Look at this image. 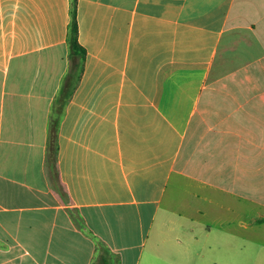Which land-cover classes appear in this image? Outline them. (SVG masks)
Instances as JSON below:
<instances>
[{
	"label": "crops",
	"instance_id": "obj_1",
	"mask_svg": "<svg viewBox=\"0 0 264 264\" xmlns=\"http://www.w3.org/2000/svg\"><path fill=\"white\" fill-rule=\"evenodd\" d=\"M69 7L70 0H0V264H215L212 249L236 234L204 239L197 250L195 237L163 236L173 222L159 210L174 180L189 197L212 203L208 195L236 193L237 202L258 207L264 0H78L86 58L58 131L64 199L46 152L49 114L69 68ZM233 38L232 53L251 69L252 113H202L210 85L228 70L223 52ZM211 171L225 175L213 183ZM224 178L243 191L229 190ZM220 209L238 212L237 204ZM213 221L231 230L235 218Z\"/></svg>",
	"mask_w": 264,
	"mask_h": 264
},
{
	"label": "rangeland",
	"instance_id": "obj_2",
	"mask_svg": "<svg viewBox=\"0 0 264 264\" xmlns=\"http://www.w3.org/2000/svg\"><path fill=\"white\" fill-rule=\"evenodd\" d=\"M241 40V39H240ZM237 45L236 39L229 40L228 50L229 52H223V63L228 68L226 72H219L218 77L210 85L206 101L204 102L202 113H252L251 104V86L247 84L246 80L251 77V69L243 62L237 60V53H232ZM245 80V83L243 81ZM244 100V104L242 101ZM199 136L203 134L204 122L203 115L200 117V124L198 127ZM213 168V167H212ZM225 175L220 171H211L208 180L213 183H218L219 176ZM223 185L228 186L229 190L233 192H241L243 188L238 185L230 183L228 178L222 179ZM178 181H173V185L169 187L168 193L162 203V209L159 213L167 216L165 220L169 222L171 218L173 222V230L169 231L167 227H164L166 231L165 237L169 240H193L195 237L199 240L197 250L204 249V239L209 241L222 240L221 233L228 239H232L231 233L236 234L235 242H227L220 248L217 244L212 249V253L215 256H211L212 260L216 258L215 264H264V175L259 172L257 181L253 183L254 193L258 194V207H247L246 203L237 202L236 193L229 195L211 194L208 195L213 199L212 203H209L204 197H189L186 193L175 185ZM176 183V184H175ZM194 181L192 182V184ZM200 183H197L199 185ZM185 185L181 184V188ZM208 192H216L217 189L211 185L206 184ZM191 189L203 191L205 188H195L190 186ZM176 189V190H175ZM188 202L196 203L202 210L208 209L211 217H204L193 209L187 206ZM219 203V204H217ZM236 205L238 207L237 213H231L225 209L221 210L220 206ZM247 212H253L250 215ZM159 214V215H160ZM221 216L222 218H235L232 229L229 230L226 226L222 229L219 225L214 224L213 219ZM192 221V222H191ZM160 220L155 221V227ZM248 224V226H246ZM171 225V224H170ZM206 225H210L211 233L206 235ZM153 232V237H154ZM224 240V238H223ZM186 248V246H182ZM206 252V251H204ZM181 253H184L181 251ZM177 254L174 252L167 253L166 257H173ZM183 255V254H181ZM163 256V255H162ZM164 256V257H165ZM163 257L158 258L157 261H162Z\"/></svg>",
	"mask_w": 264,
	"mask_h": 264
},
{
	"label": "trees",
	"instance_id": "obj_3",
	"mask_svg": "<svg viewBox=\"0 0 264 264\" xmlns=\"http://www.w3.org/2000/svg\"><path fill=\"white\" fill-rule=\"evenodd\" d=\"M77 1L70 0L69 14L70 20L67 28V45L69 68L63 77L59 91L53 100L51 113L49 114L48 139L46 152V167L53 187L66 199L67 195L63 190L58 176L56 166L58 150V131L65 107L69 102L82 75L86 58V49L79 41V26L77 18Z\"/></svg>",
	"mask_w": 264,
	"mask_h": 264
}]
</instances>
